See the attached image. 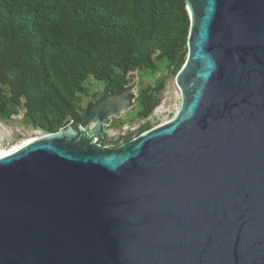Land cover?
<instances>
[{
    "label": "water",
    "instance_id": "obj_1",
    "mask_svg": "<svg viewBox=\"0 0 264 264\" xmlns=\"http://www.w3.org/2000/svg\"><path fill=\"white\" fill-rule=\"evenodd\" d=\"M184 1L170 121L101 144L133 105L130 73L0 157V264H264V0Z\"/></svg>",
    "mask_w": 264,
    "mask_h": 264
},
{
    "label": "rangeland",
    "instance_id": "obj_2",
    "mask_svg": "<svg viewBox=\"0 0 264 264\" xmlns=\"http://www.w3.org/2000/svg\"><path fill=\"white\" fill-rule=\"evenodd\" d=\"M88 2L91 5L108 3L117 11V17L121 12L125 17H131L132 21L136 19L138 25L134 26L130 35L121 39L118 37V40L109 39L91 30L82 34L93 53L97 69V73H90L84 78L82 90H72L70 78L51 68L46 76L39 75L41 80L48 83L47 88L36 86V90L34 89L35 95L41 97L38 109L44 117L43 122L51 123L59 131L66 121L69 120L65 123L68 125L73 119L81 120L89 103L105 93L113 94L123 86H129L135 80L133 76H136L137 82L131 92L135 91L134 94L137 95L130 108L123 110L120 116L112 117L109 123L103 126L107 141L115 143L128 132H136L146 122H150L152 127H157L170 121L181 105V92L175 82L178 72H175L174 57L178 52L185 50V61L188 52L190 20L185 32L182 16L184 0H135L132 4L129 0ZM16 9H21L19 0H0V45L7 43L5 16ZM61 30L68 33V37H72L80 33L81 28L64 21ZM131 48L149 54L153 66L125 71L121 63L122 54ZM21 61L28 64V56ZM2 69L0 91L5 98H14L16 102L8 106L12 110L10 115L0 116V152L23 144L29 139L54 133L27 123L25 114L29 109V100L15 87L18 73ZM130 73L133 76H130ZM55 101H58L59 108L55 107ZM69 110H73V113Z\"/></svg>",
    "mask_w": 264,
    "mask_h": 264
},
{
    "label": "trees",
    "instance_id": "obj_3",
    "mask_svg": "<svg viewBox=\"0 0 264 264\" xmlns=\"http://www.w3.org/2000/svg\"><path fill=\"white\" fill-rule=\"evenodd\" d=\"M19 1L21 9L7 13L4 19L7 43L0 45V75L3 74L2 68L18 73L15 87L29 100V109L25 114L27 123L49 132H56L57 128H54L51 123L43 122L44 117L38 109L41 97L35 95L34 89L36 90V86L48 87L47 81L41 80L39 75L46 76L51 68L70 78L72 90H82L81 84L84 78L90 73H97L95 58L82 34L91 30L109 39L118 37L121 39L130 35L138 22L136 23V19L132 21L131 17H125L121 12L117 17V11L108 3L91 5L88 0ZM129 2L132 4L135 0H129ZM185 7L184 1L182 16L185 23L184 31L187 32L189 16ZM64 21H69L80 27V33L68 37V33L61 32ZM177 54L174 57L176 73L185 62L186 51L183 50ZM27 56L28 64L21 61ZM121 63L125 71L153 66L149 54H144L133 48L122 54ZM124 91L121 88L113 94H122ZM107 96H109L108 93L104 94L98 101ZM98 101L91 102L88 107ZM14 102H16L14 98L7 99L0 91V116L10 115L12 110L8 106L9 104L13 105ZM54 105L59 108L58 101H55ZM69 112L73 113V110H69ZM79 120L80 118H76L74 123ZM60 124L61 122L58 123V125ZM62 127H67V124ZM151 127V123L146 122L136 132H128L123 138L125 141H129Z\"/></svg>",
    "mask_w": 264,
    "mask_h": 264
},
{
    "label": "bare ground",
    "instance_id": "obj_4",
    "mask_svg": "<svg viewBox=\"0 0 264 264\" xmlns=\"http://www.w3.org/2000/svg\"><path fill=\"white\" fill-rule=\"evenodd\" d=\"M35 140H36V139H29V140H27L26 142H24L23 144L17 145V146H15V147L11 148V149L6 150V151H2V152H0V157H3V156H6V155H9V154H11V153L17 151V150L20 149L21 147H23V146H25V145H27V144L31 143L32 141H35Z\"/></svg>",
    "mask_w": 264,
    "mask_h": 264
},
{
    "label": "flooded vegetation",
    "instance_id": "obj_5",
    "mask_svg": "<svg viewBox=\"0 0 264 264\" xmlns=\"http://www.w3.org/2000/svg\"><path fill=\"white\" fill-rule=\"evenodd\" d=\"M124 93V92H123ZM122 93V94H123ZM129 98L131 99L132 98V95H129ZM101 101V100H100ZM99 102V101H98ZM97 102V103H98ZM96 104V103H95ZM142 133V132H141ZM139 135V134H138ZM136 137V136H135ZM123 141V142H122ZM122 141H119V145L120 144H122V143H124V142H126L125 140H124V138L122 139ZM101 144L103 145V146H111V145H113V146H117L116 144H112V143H109L107 140H106V135H105V133H104V136H103V138L101 139Z\"/></svg>",
    "mask_w": 264,
    "mask_h": 264
}]
</instances>
